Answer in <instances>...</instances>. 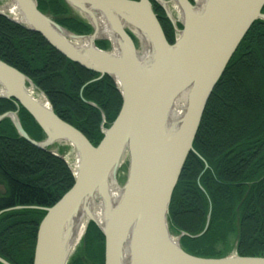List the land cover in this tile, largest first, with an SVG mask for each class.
I'll use <instances>...</instances> for the list:
<instances>
[{"label":"water","instance_id":"obj_1","mask_svg":"<svg viewBox=\"0 0 264 264\" xmlns=\"http://www.w3.org/2000/svg\"><path fill=\"white\" fill-rule=\"evenodd\" d=\"M62 1L71 16L90 27L89 34L61 27L37 9L36 0H0V16L97 73L95 80L108 77L121 106L93 146L56 116L30 79L0 61V99L21 106L44 138L35 141L24 132L17 110L1 114L0 122L8 119L18 138L60 160L62 155L50 148L64 146L74 160L73 184L54 205L0 211L43 212L32 264H67L79 242V226L83 238L89 223L103 236V264H264V257L204 258L186 252L181 237L201 236L209 210L195 236L175 235L169 225L171 194L188 154H196L192 143L206 102L249 27L264 22V0H152L174 29L172 44L149 0ZM97 42H107L108 49ZM0 264L10 263L0 257Z\"/></svg>","mask_w":264,"mask_h":264},{"label":"trees","instance_id":"obj_2","mask_svg":"<svg viewBox=\"0 0 264 264\" xmlns=\"http://www.w3.org/2000/svg\"><path fill=\"white\" fill-rule=\"evenodd\" d=\"M36 2L37 9L61 27L80 35L90 33V27L71 16L62 0ZM155 11L172 44V25L156 4ZM0 61L30 79L56 116L93 146L102 138L101 128L109 127L118 114L121 98L108 77L95 80L97 73L67 60L39 34L2 16ZM16 110L24 132L41 141L44 136L30 115L13 100L0 99V115ZM192 147L197 155L188 154L171 194L170 231L201 233L209 210L205 232L197 238H181L186 252L204 258L226 256L227 250L220 247H226L234 235L238 256L264 257V22L249 27L229 59L206 102ZM72 184L67 164L18 138L8 119L0 122V211L18 206L49 208ZM42 217L43 212L36 210L0 215V257L10 264H32ZM80 249L68 264H103L104 240L93 223Z\"/></svg>","mask_w":264,"mask_h":264},{"label":"rangeland","instance_id":"obj_3","mask_svg":"<svg viewBox=\"0 0 264 264\" xmlns=\"http://www.w3.org/2000/svg\"><path fill=\"white\" fill-rule=\"evenodd\" d=\"M152 6V5H151ZM68 124V123H67ZM50 149H52V150H57V152L59 153V154H61L62 155V157H63V162L65 163V164H67L68 165V167H69V169L71 170V168H73V164H74V160H73V158H72V153H71V151L69 150V149H66L64 146H61V147H56V146H53V147H51ZM194 150V149H193ZM123 175V170L121 171V173H120V176L121 177H123L122 176ZM121 179L122 178H120V181H121ZM0 194H2V189H1V187H0ZM88 227V226H87ZM86 230H87V228H86ZM85 233H86V231H85ZM188 236H190V235H188ZM195 236V235H194ZM185 237V236H184ZM84 238H85V235H84V237L83 238H80L79 239V242H78V244L76 245V247H75V249H74V251H73V253H72V255H71V257L74 255V254H76V255H79L80 254V252H81V247H83L84 246ZM182 238V237H181ZM181 240V239H180ZM235 239H234V235H231V237H230V239H229V242H227V244H226V247H220L221 249H222V251H226L227 250V255L226 256H228V255H231V254H234L235 253V251H234V248H235ZM219 249V248H218ZM236 254V253H235ZM237 255V254H236ZM70 257V258H71ZM223 257H225V256H223ZM70 260V259H69ZM69 262V261H68ZM68 264V263H67Z\"/></svg>","mask_w":264,"mask_h":264},{"label":"bare ground","instance_id":"obj_4","mask_svg":"<svg viewBox=\"0 0 264 264\" xmlns=\"http://www.w3.org/2000/svg\"><path fill=\"white\" fill-rule=\"evenodd\" d=\"M171 13H172V17H173V19L175 20V22H177V20H178V16H177V13L172 9V7H171ZM171 24V23H170ZM101 34L102 35H104L105 36V32H101ZM35 96V95H34ZM40 98H41V96H40ZM95 216H96V218H97V212H95ZM82 225V224H81ZM79 226V228H78V231H77V233H76V241H78L79 239H80V237H81V234H82V231H83V226Z\"/></svg>","mask_w":264,"mask_h":264},{"label":"flooded vegetation","instance_id":"obj_5","mask_svg":"<svg viewBox=\"0 0 264 264\" xmlns=\"http://www.w3.org/2000/svg\"><path fill=\"white\" fill-rule=\"evenodd\" d=\"M149 1H150L151 5H152V9H153L154 13H156L155 15H157L158 17H160L159 14L157 13V11H155V3L152 0H149ZM176 27L180 29V24L178 22L176 23ZM173 32H174V29H173ZM173 37L175 38V33H174V36ZM174 38H173V40H174ZM166 41H167V39H166Z\"/></svg>","mask_w":264,"mask_h":264}]
</instances>
